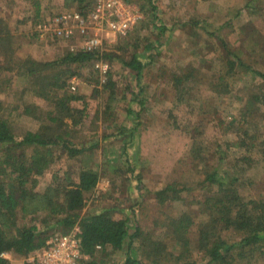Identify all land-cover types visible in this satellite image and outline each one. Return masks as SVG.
<instances>
[{
    "label": "rangeland",
    "instance_id": "374dc122",
    "mask_svg": "<svg viewBox=\"0 0 264 264\" xmlns=\"http://www.w3.org/2000/svg\"><path fill=\"white\" fill-rule=\"evenodd\" d=\"M119 1L126 16L139 17L123 37L104 25L88 27L84 33L69 25L73 28V36L68 40L56 37L52 29L46 28L44 31L39 29L34 37L40 24L48 25L55 16L63 13H79L76 4H67V0H37L38 17L33 0H0V18L12 35L14 60L32 57L42 62L52 61L82 49L88 39H96L103 53L113 52L125 60L134 53H144V47L150 42L157 47L152 50L155 59L146 65L141 80L133 81V85L142 90L140 97L145 104L134 107L131 115H127L130 97L124 98L119 92L109 106L112 112L106 109L108 92L102 88L106 74L112 72L126 77L129 73L122 69L119 61L94 62L68 79L70 90L84 97V101L75 106H87V117L81 126L74 129L75 142L85 147H97L72 164L76 168L95 170L100 175L99 184L89 195L82 216L107 209L110 216L127 219L130 229L136 224L151 237L165 241L167 248L174 251L171 260L175 261L179 255L178 242L175 237L167 235L168 221L186 215L190 238L193 239L199 225L207 219L202 212L205 190L198 186L200 176L197 170L201 167L198 159L209 160L210 165L215 163L220 158L216 146L219 145L225 151L226 167L235 165L241 151L233 145V134L239 129H229L227 122L233 119L236 123L249 109L250 93L260 86L258 79L238 69L229 84L221 88L225 85L218 80L227 79L222 63L223 50L214 38L203 34L205 28L192 29L189 21L200 20L210 24L232 53L240 55L255 69L262 70L264 0H154L160 23H153L151 14L146 12V8H141L145 6L144 1ZM92 9L93 6L87 9V14ZM159 25L171 32L163 37H170L167 43L163 39H160V44L157 42ZM1 61L0 57V67H3ZM189 67L198 77L190 84L194 95L187 99L185 114L172 125L164 114L174 101L171 79ZM4 73L7 72L1 71L0 74ZM6 76L4 86L0 88V101L7 107L11 104L20 106L13 113L14 125L19 130L38 129L40 123L24 115L21 104L23 101L33 102L44 113L46 106L29 90L22 88V79L15 73L9 72ZM40 109L37 115L42 113ZM261 123L264 127V119ZM127 163L133 166L132 173ZM241 167L240 179L246 183V193L256 199L264 198V160H258L252 168ZM48 178L49 175L41 182V189ZM173 181L189 185L190 191L184 192L180 202L159 204L156 192ZM221 236L229 242L235 240L231 231L221 230ZM133 241V249L140 257L139 242ZM191 242L187 255L203 263L204 257L198 251L196 240ZM5 257L10 264H25L12 255L6 254ZM95 258L98 264H120L124 260V252L109 255L99 252ZM253 264H264V260Z\"/></svg>",
    "mask_w": 264,
    "mask_h": 264
},
{
    "label": "trees",
    "instance_id": "16d2710c",
    "mask_svg": "<svg viewBox=\"0 0 264 264\" xmlns=\"http://www.w3.org/2000/svg\"><path fill=\"white\" fill-rule=\"evenodd\" d=\"M141 1L145 4L141 8H146V12L151 14L153 23H160L154 0ZM33 2L38 17L39 5L37 0ZM69 3L76 4L77 11L84 17L93 4L91 0H67ZM189 25L192 29L205 28L203 34L214 38L223 50L222 63L227 79L218 80L225 85L221 88L229 84L238 69L258 79L260 86L250 93L249 109L240 115L236 123L233 119L227 122L229 129H239L233 134V145L241 151L235 165L226 167L225 151L219 145L216 146L220 158L215 163L210 165L209 160L198 159L201 164L197 170L200 176L198 186L205 190L202 212L207 219L199 225L193 239L190 238L186 215L168 221L167 235L175 237L178 242L179 255L174 261L171 260L174 251L167 248L165 241L151 237L136 224L130 229L127 219L110 216L107 209L82 216L89 195L99 184L100 175L95 170L76 168L72 164L97 147H85L75 142L74 129L81 126L87 117V106H75L83 102L84 97L70 90L68 79L94 62L119 61L122 69H127L129 73L126 77L112 72L106 74L102 87L108 92L106 109L112 112L109 106L119 92L124 98L130 97L127 115H131L134 107L145 104L140 97L142 90L139 91L133 81L141 80L146 65L155 59L152 50L157 47L150 42L144 47V53H134L126 60L113 52L103 53L99 47L68 52L52 61L42 62L32 57L14 60L12 35L0 18V57L3 64L0 73L7 72L0 74V88L4 86L6 75L15 73L22 79V88L29 90L47 108L44 113L37 104L23 101V114L36 119L40 126L38 129L19 130L14 125L13 113L20 106L11 104L7 107L0 101V264H10L6 254L29 264L27 258L32 252L44 247L50 238L69 234L76 227L80 230L83 256L80 264H98L97 253L109 255L120 251L124 252V260L120 264H253L264 260V198L256 199L248 195L246 183L240 179L241 166L252 168L258 160H264V127L261 126L264 119V68L257 70L240 55L232 53L216 29L207 22L192 20ZM157 29L160 30L157 35L160 44V39L171 32L162 25ZM38 33L39 29H36L34 37ZM169 38H164V43ZM119 49L123 48L119 46ZM262 50L264 52V43ZM197 78L190 67L173 75L174 101L164 112L172 125L185 114L187 99L194 95L190 84ZM39 109L42 113L37 115ZM127 164L132 173L133 166ZM232 168L241 170L238 172ZM47 175L48 181L41 189L39 186ZM186 191H190L189 185L173 181L157 191L155 197L161 205L180 202ZM221 230L233 232L235 240H225ZM194 239L204 257L203 263L187 255L188 246ZM133 240L139 242L140 257L133 249Z\"/></svg>",
    "mask_w": 264,
    "mask_h": 264
},
{
    "label": "built area",
    "instance_id": "2783aa9c",
    "mask_svg": "<svg viewBox=\"0 0 264 264\" xmlns=\"http://www.w3.org/2000/svg\"><path fill=\"white\" fill-rule=\"evenodd\" d=\"M93 9L85 17L80 13H67L55 16L48 25H39L37 29H52L54 35L60 39H70L73 28L84 33L88 27L106 26L110 31L123 37L126 36L134 22L139 17L126 16L119 0H91ZM99 47L96 39H88L82 49L91 50ZM80 230L76 227L66 235H56L50 238L46 245L27 258L29 264H80L83 256L80 248ZM99 249L100 247L97 246Z\"/></svg>",
    "mask_w": 264,
    "mask_h": 264
}]
</instances>
